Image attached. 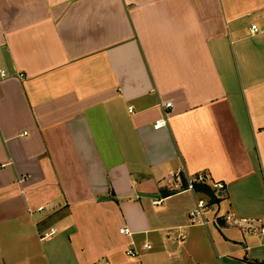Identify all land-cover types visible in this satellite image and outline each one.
Wrapping results in <instances>:
<instances>
[{
	"label": "crops",
	"instance_id": "obj_1",
	"mask_svg": "<svg viewBox=\"0 0 264 264\" xmlns=\"http://www.w3.org/2000/svg\"><path fill=\"white\" fill-rule=\"evenodd\" d=\"M0 69V264L264 263V0H0Z\"/></svg>",
	"mask_w": 264,
	"mask_h": 264
},
{
	"label": "built area",
	"instance_id": "obj_2",
	"mask_svg": "<svg viewBox=\"0 0 264 264\" xmlns=\"http://www.w3.org/2000/svg\"><path fill=\"white\" fill-rule=\"evenodd\" d=\"M250 32L252 34H256V33H258V28L255 25H252L250 27ZM6 77H7V73L3 69H0V80L4 79ZM161 107L164 108V109H168V108L171 107V104L170 103H166L164 105H161ZM130 112H131V110H130ZM165 126H166V120L165 119H161V120H159V121H157L155 123L154 129L158 130V129H160L162 127H165ZM186 183H187V189L191 193L195 194L194 184L195 183H205V177L198 176V178H196V179L187 178ZM209 187L214 192V195L217 198L219 197L218 195L220 193H222L223 190L225 189L224 184L223 183H219V182H212V183H210ZM210 205L211 204L209 203V200L206 197H199V198L195 199V207L189 213L190 223L192 225H200L202 227H207L208 226V221L206 219V215L209 212V206ZM42 210H43V208L39 209V211H42ZM240 226H243L245 229H247V231L254 230V228L251 227L249 224H246L245 221H241ZM119 232H120V234L130 235L129 230H127L126 228L120 229ZM54 234H56V230L55 229H51L50 232L43 234L41 239L50 238ZM144 248L148 249L149 246L148 245H144ZM127 254L130 257H135L136 256L135 253H133L131 251H129Z\"/></svg>",
	"mask_w": 264,
	"mask_h": 264
},
{
	"label": "trees",
	"instance_id": "obj_3",
	"mask_svg": "<svg viewBox=\"0 0 264 264\" xmlns=\"http://www.w3.org/2000/svg\"><path fill=\"white\" fill-rule=\"evenodd\" d=\"M194 191L197 193H201L206 198H208L210 204L214 203L217 200V197L214 195V192L210 189L208 185H205L204 183H195ZM253 264H264V263L254 262Z\"/></svg>",
	"mask_w": 264,
	"mask_h": 264
}]
</instances>
